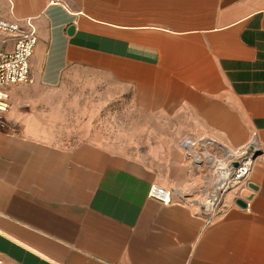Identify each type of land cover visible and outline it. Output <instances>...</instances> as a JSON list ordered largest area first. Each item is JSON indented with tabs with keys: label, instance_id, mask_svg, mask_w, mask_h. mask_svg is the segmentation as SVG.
<instances>
[{
	"label": "crops",
	"instance_id": "0c3cea01",
	"mask_svg": "<svg viewBox=\"0 0 264 264\" xmlns=\"http://www.w3.org/2000/svg\"><path fill=\"white\" fill-rule=\"evenodd\" d=\"M0 19L38 36L0 124V264H264V0H0ZM254 136L208 222L183 140Z\"/></svg>",
	"mask_w": 264,
	"mask_h": 264
},
{
	"label": "built area",
	"instance_id": "2783aa9c",
	"mask_svg": "<svg viewBox=\"0 0 264 264\" xmlns=\"http://www.w3.org/2000/svg\"><path fill=\"white\" fill-rule=\"evenodd\" d=\"M29 28L0 19V29L15 35L13 49L6 50L0 41V124L5 126V113L10 107L9 87L30 79L31 56L38 42L37 30L28 19ZM184 147L196 163L205 164L212 174L213 182L202 208L211 222L221 209L227 194L249 176L262 146L256 136L237 148H230L211 137L186 138ZM149 194L165 203L172 201V191L153 184Z\"/></svg>",
	"mask_w": 264,
	"mask_h": 264
},
{
	"label": "bare ground",
	"instance_id": "6f19581e",
	"mask_svg": "<svg viewBox=\"0 0 264 264\" xmlns=\"http://www.w3.org/2000/svg\"><path fill=\"white\" fill-rule=\"evenodd\" d=\"M100 1V0H99ZM88 13H89V11H88ZM111 23V22H110ZM106 24H108V23H106ZM132 25V24H131ZM136 52H137V50H136Z\"/></svg>",
	"mask_w": 264,
	"mask_h": 264
},
{
	"label": "water",
	"instance_id": "95a60500",
	"mask_svg": "<svg viewBox=\"0 0 264 264\" xmlns=\"http://www.w3.org/2000/svg\"><path fill=\"white\" fill-rule=\"evenodd\" d=\"M74 29V27H71V29L70 30H73Z\"/></svg>",
	"mask_w": 264,
	"mask_h": 264
}]
</instances>
